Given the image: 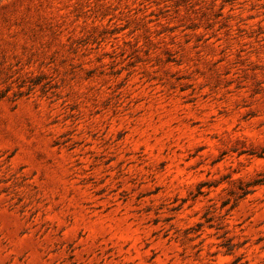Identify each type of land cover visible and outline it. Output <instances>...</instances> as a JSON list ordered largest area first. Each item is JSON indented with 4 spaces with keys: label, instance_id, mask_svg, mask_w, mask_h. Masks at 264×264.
Masks as SVG:
<instances>
[{
    "label": "rangeland",
    "instance_id": "1",
    "mask_svg": "<svg viewBox=\"0 0 264 264\" xmlns=\"http://www.w3.org/2000/svg\"><path fill=\"white\" fill-rule=\"evenodd\" d=\"M0 264H264V0H0Z\"/></svg>",
    "mask_w": 264,
    "mask_h": 264
}]
</instances>
